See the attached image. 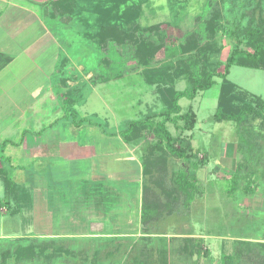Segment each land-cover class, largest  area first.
I'll use <instances>...</instances> for the list:
<instances>
[{
    "label": "rangeland",
    "instance_id": "rangeland-1",
    "mask_svg": "<svg viewBox=\"0 0 264 264\" xmlns=\"http://www.w3.org/2000/svg\"><path fill=\"white\" fill-rule=\"evenodd\" d=\"M51 8L47 17L38 12L61 38L57 96L73 101L77 119L98 127L70 119L49 127L63 115L56 97L42 136L29 130L3 137L10 161L0 160V263L4 252L32 245L35 258L5 263L163 264L166 257L167 264H223L244 241L251 246L239 247V264H255L256 256L264 264V120L251 116L242 128L216 122L221 78L180 101L182 113L195 118L192 130L183 121L178 129L167 124L190 157L170 154L150 128L126 140L119 134L153 114L161 121L173 90L223 73L236 47L233 31L244 50L264 41V0H69ZM135 23L160 25L166 35L147 66L130 32ZM227 80L235 106L264 99V52L259 68L233 66ZM107 157L117 173L106 169ZM179 171L196 176L193 198L175 184Z\"/></svg>",
    "mask_w": 264,
    "mask_h": 264
},
{
    "label": "crops",
    "instance_id": "crops-1",
    "mask_svg": "<svg viewBox=\"0 0 264 264\" xmlns=\"http://www.w3.org/2000/svg\"><path fill=\"white\" fill-rule=\"evenodd\" d=\"M47 1L0 0V148L3 137L9 140L11 137L15 139L9 135L15 131L20 133L31 130L37 136H42L47 128H43V131L40 128L45 124L47 106L53 109L55 106L53 100L56 97L60 101L58 102L59 113L63 115L48 126H54V123L60 120L67 121L64 118L67 109L65 102L69 98L62 99L61 94L57 96L59 81L56 76L62 62L63 47L56 29H53L51 24L47 26L44 22L49 20L46 18L47 9H52L51 6L55 7L52 3L47 5ZM53 1L56 3L58 0ZM38 10L45 13L46 17L40 13L45 20L41 19ZM30 116L33 117L32 120ZM41 116L44 117L41 118ZM20 126L28 127L24 129ZM106 143L109 147V142ZM124 146L125 144L121 147L124 149ZM102 152L111 153L112 151L104 149ZM117 154V151H113V155ZM127 154H130L128 156L131 162L136 163L134 156L129 152ZM104 161H107L106 169H110L111 174L116 172L109 166L112 165L109 157ZM137 163H139L138 159ZM124 173L126 174V171ZM102 180L100 178L97 182L103 184L104 181H109V179ZM137 185L142 186L139 179H137Z\"/></svg>",
    "mask_w": 264,
    "mask_h": 264
},
{
    "label": "trees",
    "instance_id": "trees-1",
    "mask_svg": "<svg viewBox=\"0 0 264 264\" xmlns=\"http://www.w3.org/2000/svg\"><path fill=\"white\" fill-rule=\"evenodd\" d=\"M68 1L69 0H58L56 1V3H53V5L55 7L63 6L64 8ZM236 31L237 30L231 33V36L234 37L236 40V47L227 59L223 73L210 72L207 74V77L204 82H197L188 90H173L171 92V97L166 101L167 109L159 115V117L163 118L161 121L154 120L155 117H158L155 114L138 121H131L127 124L126 128L119 133L120 136L125 137L126 140L130 135L133 134L135 130L150 128L152 132L156 134V137L159 139V142L165 144V149L170 154L178 158L190 157V155H188L184 151V149L176 147L175 138L173 137L172 133L168 130L167 124L172 123L175 128L178 129V123L180 121H183L186 124L185 129L192 130L193 125L195 124V118L189 113H182L180 101L185 98L187 100H194L199 91L210 90L215 85V77H219L224 81L218 100L217 110L214 114V120L216 122H235L239 128H242L243 125L248 121V118L251 116L258 117L264 120V99H259V101H257L255 105L252 103H246L243 106L238 107L233 104L237 97L234 93V85L227 80L231 68L233 66L259 68L260 58L264 52V41L257 43L254 46L252 52L244 50L241 47L243 40L238 36ZM130 32L135 39L136 45L139 47V62L144 66L150 65L155 58V53L157 52V50L165 43L166 35L164 31L161 30V26L154 25L149 27H143L138 23H135L131 27ZM253 32L257 33L259 31L255 30ZM72 102L73 101H71V99L66 100L65 105L67 109L64 118L70 119V121H72V123L76 127H82L85 124L98 127V125L90 119H77L74 112L72 110L69 111ZM8 142L9 141L2 143V146L0 148V160L4 162L10 161V157L5 156L6 147L10 144ZM143 162V174L147 175L149 173L147 166L148 161ZM174 182L178 186V188L190 198H193L194 193L198 191L196 176H191L186 171H179L174 179ZM7 185L12 188L16 187L12 180L8 181ZM147 191L148 187L146 185H143V192L145 193ZM146 214L147 213L145 212L143 215ZM242 245L251 246L250 243L247 244L244 241H237L234 256H225L223 258V264H239L240 261L243 260L245 255V253H243V251L239 249V247ZM35 252L36 249L32 245H29L28 247L20 246L14 251L8 250L3 253V261L0 264H6V257L14 258L17 262L35 258V256L37 255ZM204 254L205 256H207V251H205ZM256 257L253 261L255 262V264H259L257 258H259L260 256H258L257 258ZM165 258L166 257L162 258L163 264H167ZM262 259L264 260L263 255Z\"/></svg>",
    "mask_w": 264,
    "mask_h": 264
}]
</instances>
